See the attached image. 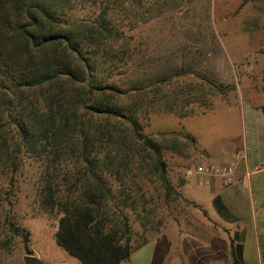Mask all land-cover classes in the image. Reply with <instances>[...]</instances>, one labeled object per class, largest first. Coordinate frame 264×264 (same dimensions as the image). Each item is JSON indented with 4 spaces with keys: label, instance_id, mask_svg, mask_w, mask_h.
Segmentation results:
<instances>
[{
    "label": "rangeland",
    "instance_id": "rangeland-1",
    "mask_svg": "<svg viewBox=\"0 0 264 264\" xmlns=\"http://www.w3.org/2000/svg\"><path fill=\"white\" fill-rule=\"evenodd\" d=\"M103 9L114 36L99 53L97 79L125 93L120 103L134 112L143 135L159 140V133H188L198 143L184 157L162 152L160 171L175 196L125 119L94 120L98 157L123 163L141 187L143 199L120 208L136 246L177 221V209L191 205L181 194L187 171L213 163L202 159L201 148L216 135L236 133L228 115L205 113L224 96L234 104L243 83L264 78V0H76L66 18L91 21ZM230 76L232 83L219 82ZM46 144L23 143L13 120L0 114V264H24L26 256L42 264H79L56 245L59 216L42 201L78 174L80 144L63 142L57 154Z\"/></svg>",
    "mask_w": 264,
    "mask_h": 264
},
{
    "label": "trees",
    "instance_id": "trees-1",
    "mask_svg": "<svg viewBox=\"0 0 264 264\" xmlns=\"http://www.w3.org/2000/svg\"><path fill=\"white\" fill-rule=\"evenodd\" d=\"M74 1L0 0V114L13 120L23 143H47L57 154L63 142H79L78 174L65 190H49L42 205L57 211L56 245L79 264H121L146 243H130L129 217L120 209L134 207L142 191L123 163L98 157L94 120L125 119L175 196L160 171L162 152L184 157L198 143L188 133H159V140L140 133L134 112L120 103L125 93L97 79L99 53L114 36L106 10L91 21H69L66 14ZM213 206L229 220L219 197ZM23 237L28 240L27 233ZM236 249L234 264L240 260L241 247Z\"/></svg>",
    "mask_w": 264,
    "mask_h": 264
},
{
    "label": "crops",
    "instance_id": "crops-1",
    "mask_svg": "<svg viewBox=\"0 0 264 264\" xmlns=\"http://www.w3.org/2000/svg\"><path fill=\"white\" fill-rule=\"evenodd\" d=\"M229 67L232 74V64ZM221 80L223 84L234 81L232 76ZM216 100L215 108L205 114L224 113L237 130L216 135L201 148V157L220 165L235 162L232 183L223 186L212 179L200 187L187 178L181 194L193 205L177 209V221L145 239L121 264H234L237 246L241 247L238 264H264V78L256 84L243 83L234 104L225 96ZM215 197L228 211L229 220L214 209Z\"/></svg>",
    "mask_w": 264,
    "mask_h": 264
},
{
    "label": "built area",
    "instance_id": "built-area-1",
    "mask_svg": "<svg viewBox=\"0 0 264 264\" xmlns=\"http://www.w3.org/2000/svg\"><path fill=\"white\" fill-rule=\"evenodd\" d=\"M236 160L239 159L237 155ZM235 160V161H236ZM235 170V162L220 165L214 163H201L194 166L186 173V178H193L196 184L200 187L209 185L212 179L219 180L223 186L232 183V178Z\"/></svg>",
    "mask_w": 264,
    "mask_h": 264
},
{
    "label": "water",
    "instance_id": "water-1",
    "mask_svg": "<svg viewBox=\"0 0 264 264\" xmlns=\"http://www.w3.org/2000/svg\"><path fill=\"white\" fill-rule=\"evenodd\" d=\"M162 173H164L163 163H160ZM24 264H42L40 260L32 256L24 257Z\"/></svg>",
    "mask_w": 264,
    "mask_h": 264
}]
</instances>
